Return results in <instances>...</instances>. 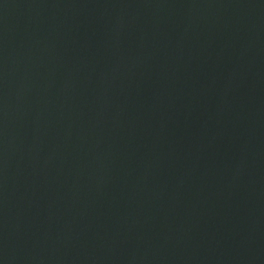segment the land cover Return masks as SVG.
Wrapping results in <instances>:
<instances>
[{
    "label": "water",
    "instance_id": "obj_1",
    "mask_svg": "<svg viewBox=\"0 0 264 264\" xmlns=\"http://www.w3.org/2000/svg\"><path fill=\"white\" fill-rule=\"evenodd\" d=\"M0 264H264V0H0Z\"/></svg>",
    "mask_w": 264,
    "mask_h": 264
}]
</instances>
